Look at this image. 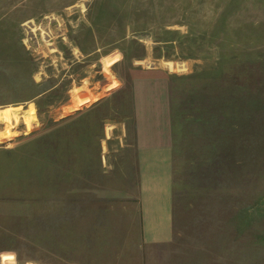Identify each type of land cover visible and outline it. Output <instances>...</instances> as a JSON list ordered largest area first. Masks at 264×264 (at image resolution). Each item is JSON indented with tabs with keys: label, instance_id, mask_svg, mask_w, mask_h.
<instances>
[{
	"label": "rangeland",
	"instance_id": "obj_1",
	"mask_svg": "<svg viewBox=\"0 0 264 264\" xmlns=\"http://www.w3.org/2000/svg\"><path fill=\"white\" fill-rule=\"evenodd\" d=\"M145 68L169 77L163 239L129 127ZM0 264H264V0H0Z\"/></svg>",
	"mask_w": 264,
	"mask_h": 264
},
{
	"label": "crops",
	"instance_id": "obj_2",
	"mask_svg": "<svg viewBox=\"0 0 264 264\" xmlns=\"http://www.w3.org/2000/svg\"><path fill=\"white\" fill-rule=\"evenodd\" d=\"M131 83L130 126L123 123L124 141L128 126L138 174L144 236L163 239L171 236L172 149L168 73L145 68Z\"/></svg>",
	"mask_w": 264,
	"mask_h": 264
}]
</instances>
